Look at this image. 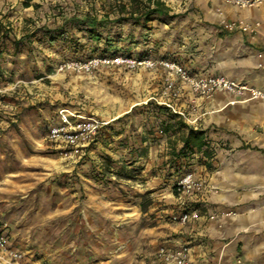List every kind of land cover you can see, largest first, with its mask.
<instances>
[{"label": "rangeland", "instance_id": "rangeland-1", "mask_svg": "<svg viewBox=\"0 0 264 264\" xmlns=\"http://www.w3.org/2000/svg\"><path fill=\"white\" fill-rule=\"evenodd\" d=\"M130 2L0 0V229L28 264H167L156 253L170 222L160 202L182 171L211 168L230 148L209 138L216 125L203 130L210 157L181 148L175 115L189 125L215 93L194 92L179 69L247 84L253 59L264 69V10L210 21L191 0H170L135 22L121 12ZM252 21L257 32L238 28ZM93 58L103 60L89 70L66 65ZM60 108L107 121L81 158L45 145Z\"/></svg>", "mask_w": 264, "mask_h": 264}, {"label": "crops", "instance_id": "crops-1", "mask_svg": "<svg viewBox=\"0 0 264 264\" xmlns=\"http://www.w3.org/2000/svg\"><path fill=\"white\" fill-rule=\"evenodd\" d=\"M190 6L199 8L210 21L218 16L258 20V11L264 10V2L242 8L226 0H191ZM256 62H248V83L264 91V81L258 78L264 75V69H256ZM219 75L236 79L230 72ZM214 97L196 115H190L189 126L204 130L216 125L215 130H209V138L230 147L227 151L216 149L209 162L211 168L202 164L190 169L208 180L216 192L189 198V207L200 213L198 219L186 224L168 219L166 246L187 247L193 263L264 264V101L231 103L236 97L225 91H217ZM45 145L65 158L52 146L48 133ZM89 147L85 153H89ZM170 196L160 202L158 216H170L176 208L177 198L173 193ZM24 263L28 264L25 255Z\"/></svg>", "mask_w": 264, "mask_h": 264}, {"label": "built area", "instance_id": "built-area-1", "mask_svg": "<svg viewBox=\"0 0 264 264\" xmlns=\"http://www.w3.org/2000/svg\"><path fill=\"white\" fill-rule=\"evenodd\" d=\"M166 6H170V0H161ZM239 7H250L262 4L264 0H226ZM229 29L235 28V22L226 25ZM260 26L259 21L250 23H239L238 28L245 32H257ZM261 56V54H258ZM103 59L93 58L89 61L70 62L66 65L77 67L83 70H89ZM104 61H109L104 59ZM115 62H130L132 65L136 61L117 57ZM169 68H174L173 64L164 63ZM61 68L63 66L61 65ZM181 77L186 80L190 88L203 97H212L217 91H225L236 97V101L246 102L249 100L264 101V91L249 85L247 83L227 78L223 75H213L205 78H192L185 71L179 69ZM180 114L183 115L182 112ZM107 124V121L95 117L86 116L67 108H60L57 112V120L50 124L48 128V140L55 146L65 158L81 157L96 139L100 128ZM216 192L210 182L202 177L197 176L193 171L188 170L181 174L174 183L175 197L177 198L176 208L170 213L169 219L172 222L186 224L190 220L198 219L200 213L197 209L189 207V198L193 195ZM159 260L167 264H200L193 263L189 260L188 249L185 246L168 247L160 245L156 251ZM0 264H25L24 254L22 251L13 249L7 240L6 233L0 229ZM206 264H223L206 263Z\"/></svg>", "mask_w": 264, "mask_h": 264}, {"label": "trees", "instance_id": "trees-1", "mask_svg": "<svg viewBox=\"0 0 264 264\" xmlns=\"http://www.w3.org/2000/svg\"><path fill=\"white\" fill-rule=\"evenodd\" d=\"M25 6H28L27 3H25ZM167 6L161 1V0H131L129 5L123 6L121 9V12L127 13V17L129 19H133L135 22L139 21L140 19H143L144 21L149 20L150 14L156 13V12H163L166 13ZM123 18V17H121ZM177 116V124L179 125V128H185V131L181 132L180 135V141L182 143V149L189 148L192 152H200L202 155L206 157H210L211 153L208 151V143L207 139L205 137L203 130L195 129L189 125H186L183 123L181 117L179 115ZM168 127H172L171 124H167ZM174 171L179 172V159L178 157L174 158ZM190 169L184 170L181 172L183 174L184 172L188 171ZM180 174V175H181ZM179 175V176H180ZM141 208L144 210L145 206L141 205Z\"/></svg>", "mask_w": 264, "mask_h": 264}]
</instances>
